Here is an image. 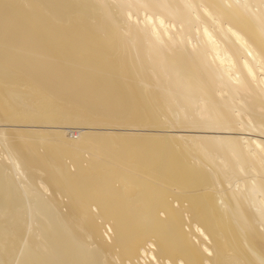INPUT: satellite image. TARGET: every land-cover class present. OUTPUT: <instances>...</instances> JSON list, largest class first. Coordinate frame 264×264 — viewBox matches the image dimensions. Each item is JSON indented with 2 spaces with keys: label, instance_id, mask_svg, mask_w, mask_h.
I'll use <instances>...</instances> for the list:
<instances>
[{
  "label": "bare ground",
  "instance_id": "6f19581e",
  "mask_svg": "<svg viewBox=\"0 0 264 264\" xmlns=\"http://www.w3.org/2000/svg\"><path fill=\"white\" fill-rule=\"evenodd\" d=\"M0 264H264V0H0Z\"/></svg>",
  "mask_w": 264,
  "mask_h": 264
}]
</instances>
